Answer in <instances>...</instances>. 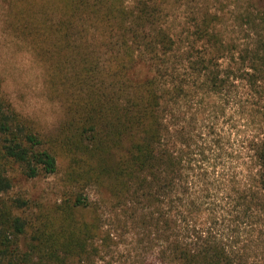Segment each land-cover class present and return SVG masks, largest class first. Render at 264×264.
Here are the masks:
<instances>
[{"label":"trees","instance_id":"1","mask_svg":"<svg viewBox=\"0 0 264 264\" xmlns=\"http://www.w3.org/2000/svg\"><path fill=\"white\" fill-rule=\"evenodd\" d=\"M7 1L10 35L43 65L64 113L43 133L0 78V264H98L110 239L101 205L169 264H244L232 221H264V113H250L255 132L234 142L186 113L188 95L210 104L228 86L219 62L235 47L223 42L220 17L191 12L176 34L168 19L181 0ZM237 58L251 71L241 79L263 80V37ZM58 173L51 205L16 188Z\"/></svg>","mask_w":264,"mask_h":264},{"label":"rangeland","instance_id":"2","mask_svg":"<svg viewBox=\"0 0 264 264\" xmlns=\"http://www.w3.org/2000/svg\"><path fill=\"white\" fill-rule=\"evenodd\" d=\"M7 3V0H0V78L3 80V93L20 113L33 119L43 133L53 134L63 119V108L49 97L43 65L32 56L25 44L10 35L6 24L10 13ZM172 8L173 16L168 21L173 33H179L189 13L207 11L220 17L217 28L223 42H231L235 47L231 60L228 52L226 58L219 62L221 72L230 76L228 86L222 91L224 96L206 104L208 100L196 93L188 95L186 113L194 119L202 117V125L212 127L216 134L225 135L232 142L236 137L239 140L241 135H253L258 118L249 116L250 113L257 116L264 113V78L257 83L250 82V85L241 79V74L251 71L237 57L241 50L256 44L258 38H264V0H181L172 4ZM212 108L217 111L215 116ZM243 168V164L236 167L237 190L240 192L247 185ZM60 176L58 173L21 179L16 188L36 198L40 205L48 206L61 197ZM86 195L93 203H97L100 197L94 188H88ZM98 213L103 230L110 234V239L101 241L105 248L100 252L102 257L98 264H169L157 253V245L140 237L135 227H121L115 219H110L111 213L103 205ZM257 224L254 219L241 216L232 221L238 251L233 255L241 263L264 264V221L259 223L260 227Z\"/></svg>","mask_w":264,"mask_h":264}]
</instances>
